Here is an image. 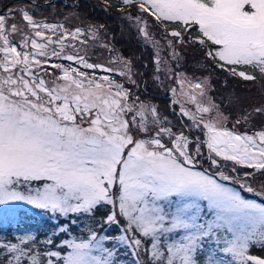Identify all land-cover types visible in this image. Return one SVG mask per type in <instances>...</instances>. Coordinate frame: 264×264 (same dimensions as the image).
Returning a JSON list of instances; mask_svg holds the SVG:
<instances>
[{"label": "snow or ice", "instance_id": "1", "mask_svg": "<svg viewBox=\"0 0 264 264\" xmlns=\"http://www.w3.org/2000/svg\"><path fill=\"white\" fill-rule=\"evenodd\" d=\"M121 4L134 6L145 37L148 20L181 45L195 32L188 42L198 43L222 70L250 81L264 77V0ZM9 11L12 17L0 14V211L10 208L22 224L26 211L70 221L107 209L106 221L122 223L123 234L53 235L46 243L55 250L43 256L31 229L11 239L0 235V264H117L121 244L136 257L143 253V264H264L250 251L264 247V186L253 187L264 180V129L240 133L183 109L192 121L188 133L183 125L167 127L155 107L132 100L110 75L94 74L113 70L89 62L86 49L81 55L87 31L37 20L31 8ZM16 12L27 34L10 22ZM214 107L197 103L201 113ZM204 148L208 168L201 163ZM228 161L237 175L221 170ZM239 169L251 171L240 176ZM67 229L61 221L54 231Z\"/></svg>", "mask_w": 264, "mask_h": 264}, {"label": "trees", "instance_id": "2", "mask_svg": "<svg viewBox=\"0 0 264 264\" xmlns=\"http://www.w3.org/2000/svg\"><path fill=\"white\" fill-rule=\"evenodd\" d=\"M20 2H29L41 7V9L35 13L50 20L62 19L65 17V13L71 14L73 12H78L85 18L84 20L103 28L106 37H108V33L110 34V42L113 43V46L122 51L123 55H131L133 60H135L134 65L136 64V66L140 68L142 75L139 78L140 80L137 86L139 93L142 95L141 98L148 102H155L157 105H163L165 108H168L170 113L173 112V110H171L172 97L169 95L170 92L166 82L156 80L154 77L156 71L154 49L144 40L138 28H136L134 24L128 20L127 16H125L126 13L139 15L134 6H124L121 4V0H56L55 2L48 0H6L0 3V7L4 10ZM52 8L54 11L51 10ZM50 12L52 13L50 14ZM175 27L176 25L174 23L170 24L168 26V31H171ZM154 28L156 34H158V32H164V34H166L163 26L157 25L154 26ZM194 35H196V33L192 32L189 34V37ZM167 36L171 38L170 35ZM189 37H186L184 43L190 44L193 51L197 52L199 55L196 56L202 58V66L203 63L205 66L203 67V71L210 74L214 85L212 90L213 96L217 101H220L217 103L221 104L220 107L228 116L230 125L239 129L243 128V130H250L251 127L256 129L264 126V116L255 111L256 104L261 101L262 103L264 102V77L257 76L255 81H250L239 76H233L228 71L222 70L218 66V61H213L211 58L205 57L204 51L198 43H189ZM172 39L175 40L173 37ZM193 63L195 62H192V64ZM242 70L251 73L250 68ZM242 81L246 82L247 92L244 94L243 103L240 106L238 105L239 101L233 99V95L245 89ZM258 81H260V85L257 84L255 90V83ZM173 114L177 117V120L182 126L180 117L176 113ZM247 117L251 119L245 120L244 118ZM182 118L187 125L190 126L183 115ZM237 120H240V124H237ZM183 130L186 134L188 133L185 128H183ZM198 134H200V132ZM205 157H207L206 150ZM227 170L230 171V169ZM239 171H250V169H239ZM233 175L237 174L233 173ZM242 175L243 174L240 176ZM256 184L258 187L260 185L264 186V180H257ZM106 211L107 209H100L95 216L74 214L71 216L70 221L65 217H60L59 220L54 218L49 219L46 215H37L36 213L26 211L23 223L17 224L16 220L20 219V217L16 216L10 208H4L0 211V226L3 228V233H0V235L7 236L11 239L13 236L22 235L24 233V227H34L33 233L38 236L40 241L35 247L43 256L44 253L55 250L46 243L47 239L53 235L59 236L60 240L77 237L83 239L88 237L90 231L94 229L98 232L105 230L108 236L118 235L120 232L119 225L106 221ZM61 221H65L68 224V229L64 234H60L58 230L54 231L55 226L60 225ZM59 242L58 240L57 243ZM106 244L108 247L112 246V243L106 242ZM250 251L253 255L264 257V247L254 245ZM3 255H5V253H0V259L3 258ZM46 259L55 260V258L50 257H46ZM134 261L135 260L132 259L126 247L119 246L117 264H134Z\"/></svg>", "mask_w": 264, "mask_h": 264}, {"label": "rangeland", "instance_id": "3", "mask_svg": "<svg viewBox=\"0 0 264 264\" xmlns=\"http://www.w3.org/2000/svg\"><path fill=\"white\" fill-rule=\"evenodd\" d=\"M6 0H0V3L4 2ZM32 1V0H30ZM34 1V0H33ZM55 2L56 0H48ZM47 2V1H46ZM35 4L29 3V2H20L15 3L12 6L1 9L0 7V14L7 13L9 17H12V13L9 10H15V9H34V12H37L41 9L39 6H34ZM54 11V9H51ZM52 12H50L51 14ZM50 16V15H48ZM128 20L134 24L136 28L140 31L141 28H144V23H137V21L134 19L136 15H131L129 13H126ZM132 17V18H130ZM37 20H45L49 23H60L64 24L66 28H75L80 27L81 29L88 32V42L87 45H78V47L81 48V55H84V49L87 50V59H89V62L97 63L104 65L105 68H110L113 71L111 74L108 72L97 69L95 70V75L97 77H103L104 75H110V77L119 84H122L125 89H127L131 93L132 100H135L138 104L143 103L147 106L155 107L157 109L158 115L161 120L167 121V127H174V130H179L181 128L180 122L177 120V117L174 116L173 113H170L168 111V108H165L163 105H157L155 102L146 101L143 100L141 97V93H139L138 90V83L139 78L142 75V72L138 66H136L135 60H133L131 55L125 56L122 54V51H120L117 47L113 46V43L110 42V34L108 33V37L105 36V30L101 28L100 26L93 24L91 22H88L84 20L85 18L80 15L78 12H73L71 14L65 13V17H61L62 19L57 20H50L45 17H42L35 13L34 16ZM11 23H18L20 24V14L19 12L15 13V16L10 19ZM21 28L24 29V33L27 34L29 32V29H27L24 24H20ZM91 29L92 31H89ZM147 31L149 36L145 37L144 33L140 31V34L143 36L144 40L150 44L154 49V61H155V74L154 77L156 80H159L161 82H166L170 96L173 98V106L178 109L182 115L181 110L189 112L190 114H195L197 117L203 115L205 118H209L211 116L212 118L218 119L221 123H223L229 130H232L234 126H231L228 122V116L226 115L225 111L221 109V104H218L220 101H217L215 97L213 96L212 90L214 88V85L212 83L210 74L205 73L203 71V66L201 61L203 62L202 58H198L196 55H198L197 52L193 51V48L190 44L184 43L183 45L179 44L176 40H173L172 37L170 38L164 32H158L156 34V30L154 28L153 23L151 20H148L147 23ZM94 33V35H93ZM13 39L17 42L19 46H22L23 42L20 35H14ZM83 39V37H81ZM171 43V46H169V42ZM39 42V41H38ZM30 46V45H29ZM192 48V50H191ZM67 52H71V49H67ZM175 53V54H174ZM2 55V54H0ZM199 56V55H198ZM53 62H60L65 63L67 66L68 64L72 62H66L63 60H54ZM192 62H195L192 64ZM200 63V65H199ZM72 66H76L75 64H72ZM191 68V69H188ZM83 70V69H82ZM130 70V71H129ZM89 73H92L93 70H87ZM123 73V75L121 74ZM140 73V74H139ZM205 73V74H204ZM245 89L235 95H233V99L236 101H239L238 105H242L243 103V96L247 92V86L246 82L242 81ZM201 85V89H196L194 86L196 84ZM251 84V83H250ZM260 85V81L255 83V90L256 85ZM201 90H203V95H201ZM246 90V91H245ZM195 96L196 99L193 100L191 97ZM231 97V96H230ZM230 99V98H229ZM172 101V99H171ZM218 102V103H217ZM197 103L202 104L203 106H209L214 105L213 111L209 113H201L197 111ZM256 108L264 107V102H259L256 104ZM261 115L264 116V113L259 112ZM184 116V115H183ZM185 120L188 121V123L191 125L192 121L189 117L184 116ZM245 119V118H244ZM251 118H246L245 120H249ZM261 129H264V126L258 127L256 129L252 128L250 130H243V128L239 129L235 127V130L240 133L247 132V134H252L254 131H259ZM197 130V129H195ZM199 131V130H197ZM186 134V133H185ZM193 135H196L195 132L192 131ZM191 138V137H190ZM205 153V148H204ZM207 158L205 157L204 160L201 161L203 167L205 168L207 163ZM226 167H222L221 170L225 172V174H232L229 170H227L228 165H232V162H224ZM215 166H213V169ZM241 171H239V175H241ZM251 182V181H250ZM231 183V182H226ZM257 184L254 183L253 187L259 189L261 185L258 187ZM246 196L250 199H257L259 200L260 197L253 193H245ZM7 208V207H4ZM3 208V209H4ZM120 232L119 234H123L122 229V223L119 225ZM31 229L32 232L34 231V227H24L23 232ZM92 231H95L92 230ZM90 231V234L91 232ZM98 235H106V231L103 230L102 232H98ZM73 239V238H70ZM106 246H108L106 244ZM120 246H125L121 244ZM126 247V246H125ZM127 251L129 254H131V257L135 261H139V264H143L144 262V255L141 253L139 257H136L133 255L132 250L127 248ZM253 255V254H252ZM122 263V262H120ZM119 264V263H118Z\"/></svg>", "mask_w": 264, "mask_h": 264}, {"label": "water", "instance_id": "4", "mask_svg": "<svg viewBox=\"0 0 264 264\" xmlns=\"http://www.w3.org/2000/svg\"><path fill=\"white\" fill-rule=\"evenodd\" d=\"M171 104H172V108H173V99H172V101H171ZM173 109H174V108H173ZM175 112L181 117V115H180V113H179L178 110H175ZM183 123H185V122L183 121ZM206 150H207V149H206ZM208 165H209V162L206 163V167H205V168H208Z\"/></svg>", "mask_w": 264, "mask_h": 264}, {"label": "flooded vegetation", "instance_id": "5", "mask_svg": "<svg viewBox=\"0 0 264 264\" xmlns=\"http://www.w3.org/2000/svg\"><path fill=\"white\" fill-rule=\"evenodd\" d=\"M224 168V167H223ZM228 168V167H227ZM231 170V169H230Z\"/></svg>", "mask_w": 264, "mask_h": 264}]
</instances>
